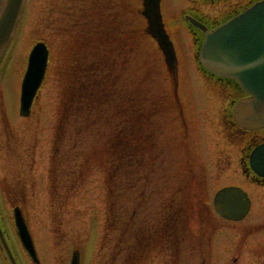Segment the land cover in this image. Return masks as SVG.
I'll return each mask as SVG.
<instances>
[{
	"label": "rangeland",
	"instance_id": "1",
	"mask_svg": "<svg viewBox=\"0 0 264 264\" xmlns=\"http://www.w3.org/2000/svg\"><path fill=\"white\" fill-rule=\"evenodd\" d=\"M166 2L168 13L181 25L174 29L183 51L180 77H189L182 92L187 101L194 94L187 131L172 118L168 70L156 42L143 37L140 0H26L0 64V216L22 264L33 263L16 237L15 205L24 210L41 264H70L75 250L80 264H198L201 255H208L207 244L196 236L198 226L200 231L210 227L230 233L224 225L218 227L216 215L196 210V203L212 198L221 185L238 181L236 167L229 172L222 167L238 159L240 146L226 139L222 92L201 77L195 65L198 48L182 31L180 11L188 4ZM115 11L124 13L121 19L132 30L133 49L121 50L118 72L107 63L110 73L100 76L95 64L82 79L91 89L85 94L73 90L69 85L79 84L83 75L78 74L80 59L90 53L88 62L95 60L90 48L83 51V42L98 35L104 18V37L110 42ZM38 41L50 46V70L32 115L25 118L19 114L20 86ZM117 76L121 99L113 100L111 78ZM63 107H77L82 121L74 115L61 120ZM165 201V207L172 202L176 206L170 208L175 222L162 212ZM227 246L223 242L220 248ZM0 264L6 263L0 258Z\"/></svg>",
	"mask_w": 264,
	"mask_h": 264
},
{
	"label": "water",
	"instance_id": "2",
	"mask_svg": "<svg viewBox=\"0 0 264 264\" xmlns=\"http://www.w3.org/2000/svg\"><path fill=\"white\" fill-rule=\"evenodd\" d=\"M24 0H4L0 10V54L17 24ZM160 0H148V7L156 27L157 37L163 44L171 62L174 53L159 18ZM202 59L212 71L235 76L253 97L241 100L235 115L239 124L248 129L264 125V2L258 3L231 22L208 35L202 50ZM48 50L45 44H37L30 55L29 66L22 87L21 113L27 115L34 96L42 83L47 67ZM246 194L238 188L219 192L215 205L217 211L228 219H240L249 209ZM18 233L25 249L36 261L37 255L30 232L20 209H15ZM75 254L72 264H78Z\"/></svg>",
	"mask_w": 264,
	"mask_h": 264
},
{
	"label": "flooded vegetation",
	"instance_id": "3",
	"mask_svg": "<svg viewBox=\"0 0 264 264\" xmlns=\"http://www.w3.org/2000/svg\"><path fill=\"white\" fill-rule=\"evenodd\" d=\"M258 141H264V131L258 135ZM244 176L250 182H255L259 191L257 193V226L254 224H244L241 230L237 227L227 228L230 231V242L234 233L239 234V243L237 247L240 249L227 250L226 254L218 253L213 247L216 245L215 234L208 237V255L200 260V264H264V177L255 174L250 168L248 159L242 157ZM244 221V220H243ZM255 231L257 234H255ZM242 232V233H241ZM221 241V239H219Z\"/></svg>",
	"mask_w": 264,
	"mask_h": 264
},
{
	"label": "bare ground",
	"instance_id": "4",
	"mask_svg": "<svg viewBox=\"0 0 264 264\" xmlns=\"http://www.w3.org/2000/svg\"><path fill=\"white\" fill-rule=\"evenodd\" d=\"M7 45H8V43H7ZM9 45H10V43H9Z\"/></svg>",
	"mask_w": 264,
	"mask_h": 264
},
{
	"label": "trees",
	"instance_id": "5",
	"mask_svg": "<svg viewBox=\"0 0 264 264\" xmlns=\"http://www.w3.org/2000/svg\"><path fill=\"white\" fill-rule=\"evenodd\" d=\"M87 73V71H85Z\"/></svg>",
	"mask_w": 264,
	"mask_h": 264
}]
</instances>
